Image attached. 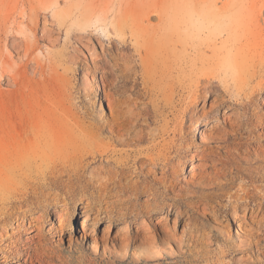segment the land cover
<instances>
[{
	"label": "bare ground",
	"instance_id": "obj_1",
	"mask_svg": "<svg viewBox=\"0 0 264 264\" xmlns=\"http://www.w3.org/2000/svg\"><path fill=\"white\" fill-rule=\"evenodd\" d=\"M37 1L39 6L45 2ZM33 2L0 0V264H56L53 259H60L55 254L66 233L68 250L73 248L75 217L80 221L77 264L88 257L89 264H96L97 255L121 263L131 255L134 263L163 264L191 246L198 251L189 252L202 258L211 244L208 238L199 247V230L191 227L195 214L210 216L212 229L227 243L220 254L233 255L236 264H264V208L258 192L250 202H231L226 212L222 201L235 184L232 169L216 150H200L190 138L170 142V157L155 154L157 109L144 102L153 96L166 105L175 94L187 92L189 102L178 113L195 115L192 133L202 142L230 143L220 148L228 160L233 159L231 150L242 153L244 161L254 158L258 167L251 179L264 181V117H245L252 104L264 108L263 41L187 38L188 26L202 12L215 23L225 18L223 9L190 8L189 21L181 22L180 0H120L116 21L108 20L106 10L98 14L92 7L79 15L89 22L98 14L97 21L102 18L114 32L128 33L127 38H108L105 44L108 28L99 29L103 37L95 38L98 48L81 35L54 51L50 49L57 48L62 31L51 26L48 16L42 15L40 22L39 6ZM159 4L165 5L161 9ZM154 16L160 25L143 24ZM244 16L251 24L252 17ZM207 20L202 22L204 32H224L221 22V27H212ZM65 32L70 35V28ZM40 42L47 49L37 55ZM132 48L133 53H124ZM206 65L213 69L203 71ZM60 69L81 71L76 87ZM61 90L71 99L67 108ZM246 90V101L239 102L237 93ZM76 98L85 103L84 111ZM249 126H259L262 133L245 132ZM144 143L149 145L145 150H115ZM222 177L233 181L222 183ZM176 180L203 186L198 200L185 203L172 197ZM49 213L57 221L53 227L47 222L51 227L45 232ZM54 239L58 244L47 247ZM113 260L108 264H115Z\"/></svg>",
	"mask_w": 264,
	"mask_h": 264
},
{
	"label": "rangeland",
	"instance_id": "obj_2",
	"mask_svg": "<svg viewBox=\"0 0 264 264\" xmlns=\"http://www.w3.org/2000/svg\"><path fill=\"white\" fill-rule=\"evenodd\" d=\"M2 1L10 2L12 0H2ZM181 1H183V2L181 3ZM187 1L188 0H180V5L182 4L180 6V8H182L183 13L181 15V12H180L179 17L182 16L181 18H183V16H185V19H183V20L181 19V22L182 21L187 22L186 20L189 18V17H187V15H188V12L190 11V8L193 9L194 7H196V8L198 7V10H199L201 8L200 5H202L203 6L202 8H204L205 10H207V8H209L211 6L212 8H215V10L223 9V11H225V13H224L225 18L222 20H219V21H215V23H216L215 24L214 22L212 23V21H214V20L207 17L206 13H205V17H204L203 16L204 12H202V11H204V9L201 10V12H202L201 18L202 17H204V18H202V20L200 18V20L197 21L195 24H192V26L191 25L188 26V28H190V29H188L187 33H185V34H188L187 38H190V35H191V37H196V39H203V40H206L205 38H207V40L217 39L220 42L221 40H225V39L234 40V38L240 37V38L250 39V40H254V41H257V40L260 42L263 41V43H264V0H254L255 1L254 4L252 3V0H192L191 2H193V4H191V2H189V1H188L189 3H187ZM32 2H33V0H32ZM35 2H38V1L36 0ZM35 2H33L34 6L37 4L36 8H38V6H39L38 4H41V2L40 3H35ZM119 3H120V0H57L56 2H53L52 0H45V2H42V5L39 6V8L37 9L39 14L41 15L40 16V22L42 21V15L48 16L49 22H51L50 23L51 26L56 28V29L57 28L61 29V31H62L61 32L62 34L59 38V43L57 44V48H53L50 50L55 51L58 48L59 49L63 48L64 45L69 46V44H72V43L74 44L73 38L79 37L81 35H82L81 37L87 36V37L91 38L95 47L98 48L97 41H96L97 36L98 37L101 36L100 38L102 39L103 34H101V35H99V34L102 33L101 30L104 31V29L106 32L107 28H108L107 32H106L107 37L103 38L105 44H107L108 38H110V39L113 38L112 40H115V41L116 40L119 41L122 38H127L128 33L124 34L120 30H117L116 32H114L109 25H107L105 22H103V20L100 21L102 18L99 19V21H97V17H96L99 13L105 12L104 10H106L107 13L105 12V14L108 16V20L113 19L114 21H116V17L120 19L121 16H120V13L118 12ZM149 4H152V3H149ZM188 4L191 7L189 6V8H188ZM196 4H197V6H196ZM164 5H162V6H164ZM243 5L245 8L244 7L241 8V6H243ZM152 6H150L151 9L153 7H156L155 5L153 7ZM162 6L160 7V4H159V8L162 9ZM183 6H185V8ZM91 7H92V10H94L98 14L94 13V11L92 12V14L94 13V15L95 14L96 15L92 18V20H90L91 21V23H90V21L88 22L82 16H80L79 13L83 12L85 10H89V8H91ZM163 9H164V7H163ZM241 9H243L245 12H243ZM101 10H103V11L101 12ZM90 12H91V10H90ZM117 12H118V14H117ZM237 12L240 14L242 12L245 13V14L242 13L243 16L246 15L244 17H247V18H249L248 16L252 17L251 24L249 23L250 20L246 21L247 19H245V21L247 23V25H246L245 21H243L242 14L238 15ZM236 14L239 16V18H237L238 16ZM247 14H248V16H247ZM189 15H190V13H189ZM235 15L237 17H235ZM73 16H75L76 18L71 19V17H73ZM207 18L210 20H207ZM234 18L238 19L239 22L237 20H235V21H237L235 23V21L233 20ZM203 19H205V20H203ZM108 20H107V22H108ZM206 20H207V22H211L209 26L213 25L212 27H215L217 25V23H219L218 24V26L220 25L219 27H221V24H223L222 30H224V32L221 34H218V33H214V34L210 33L209 34L208 32H204L203 27H202V22L204 23ZM223 20L225 21V25H224ZM188 21H189V19H188ZM228 21H230V22H228ZM242 21H243V23H242ZM220 22H221V24H220ZM260 22H261L260 25L259 24L255 25V23H260ZM158 23L160 25V21L158 20V18L156 19V16H154L148 20L143 21V24L146 26L148 25V27H150V28L151 27H157ZM199 25H200V27H199ZM245 25L247 27H248V25H250L248 28H251V29L248 31L247 30L248 28ZM261 25H263V26H261ZM254 26H256L255 29L253 28ZM67 28H70V35H68V36L66 35V32H65ZM244 28L246 29L245 31H244ZM99 29H101V30H99ZM183 29H181V30H183ZM256 29L258 32L256 31ZM185 30L186 29H184V31ZM241 30H242V32H241ZM184 31L181 32V37L186 38V36H184L185 34L183 35ZM105 32H103L104 35H105ZM251 32H252L253 36L256 33H258V35L256 34L257 39L253 38L252 36L249 38V36L251 35ZM253 32L255 34H253ZM236 33H238L239 35ZM259 33H261V34H259ZM260 35H261V37H259ZM46 45H47L46 43L44 45V44H42V42H40L38 49L35 52V54L38 55V53H41L42 51L46 52V49H47V48H45ZM81 50H83L86 53V51L84 49H81ZM133 52H134L133 48L131 50L130 49L124 50V53H127V54L133 53ZM207 54L210 55V53H207ZM212 69H213V67L209 66V65H206L203 67V71H208V70L211 71ZM60 72L65 74V76L69 80V82L71 80L72 83L71 82L70 83L72 84L73 87L77 86V84H78L77 82L81 77V71L80 70H78L74 73L72 72L73 74L69 71L65 72V71H63V69H60ZM230 74L231 73L229 72L227 74V76H229ZM263 81H264V78H263ZM255 84L256 83L254 82L252 85H255ZM70 87L71 86H69V88ZM65 89H66V87H65ZM247 93H249V90L239 91L237 93L236 96L239 99V102L243 103L246 101ZM77 96L78 95H76V97ZM189 96L190 95L187 92L177 93L174 95V97L170 101H168V103L166 105H164L163 102H161L160 100H157L153 96H147L146 98H144V102L149 103L150 108L153 107V108L157 109V115H156V118L154 119L153 126L156 129L160 130V134L158 135V137L156 138V140L154 142L155 149H156L155 154L160 153V154L164 155L163 158L170 157L169 153H168V146H169L170 142H173V141L179 142V140L181 138H186V139L190 138V140L193 141V144L196 147H198L200 150H202V149L216 150L219 153L218 154L219 157L222 158L221 160H222L223 165H226L227 168H231L232 169L231 172L234 173L233 178H234L235 184L232 188L227 190L228 192H226V195L222 201V203L226 206V212H229L231 210V202H235L236 200L240 201V202H244V203L250 202V200L252 198V194H254L256 192H258V196H260V198L262 199L263 208H264V181H261V180L259 181L257 179H251L252 176L255 175L254 170H256V168L258 167V163H254L255 160L252 157L251 158L249 157L248 161L247 160L244 161L243 159H241V156H240L243 154L242 153L240 154V152H238L237 150H231L232 154H233V159L228 160L225 156V153H224L225 149H222L223 150L222 151L220 148L225 146V145H229L230 143L221 144L222 145L221 146L220 144H216L213 142L207 143V142L200 141V138L198 136H195L192 133L193 125H192L190 120H192V116H193V118H195V115H193V113H188L186 116L182 117L178 113V110L180 109V107L186 106L187 103L189 102V99H190ZM96 97L98 98V102H97V105H98L100 103V98L97 95H96ZM60 99L63 101V107L67 108L70 105L71 99L68 98L67 92L65 90L62 91V96H60ZM75 101H76L77 105L81 108V111H84L82 104H85V103L82 102V104H81L80 101H82V100L78 99V98H76ZM163 105H164V107H162ZM105 113H106L105 114L106 117L108 116L107 119L112 120V117H110L107 110H105ZM245 117L249 118L251 121H254L256 119H260L261 117H264V108H261L260 106L257 107L255 104H252L249 107V109L247 110V112L245 113ZM203 122H205V121L203 120ZM161 130H163V131H161ZM244 130H245V132L253 130L254 134L259 133V135L262 133L259 126L255 129L249 126L247 128V130L246 129H244ZM148 146L149 145L146 143L140 144L136 147H134V146H131V147L116 146L117 148L115 147V150L120 151V152H125V151L134 152L136 150H145V149H147ZM188 170L189 169L187 168L186 171L188 172ZM221 181H222V183H227V181L229 183L230 181H233V180H231V179L228 180L227 177L226 178L222 177ZM197 187H198V189H197ZM199 187L204 188L203 186H194L192 184H189L185 180L184 181L183 180H176L172 183L171 196L175 197L176 199H180L183 202L186 201L187 203H194L201 196V193H200L201 191L199 190L200 189ZM198 195H200V196H198ZM250 206L252 207L253 203H250ZM96 207H97V205H96ZM52 210L53 209L51 208L49 210V212ZM94 211L96 212V210H94ZM78 213H80V211ZM35 215L36 216L41 215V212H38ZM56 221L57 220H56L55 215L52 213L51 214L49 213L48 217L45 218L44 223H43L44 224L43 225L44 231L46 232L48 230V227H51V226L53 227V225H56ZM192 221L193 222H192L191 227L194 229L195 228L198 229L199 233H200V240L201 241L199 243V247H201L202 245H205L207 239L210 238L209 242H210L211 246H209V248H204L206 250L208 249V251L210 250L209 254H206V255L204 254V257L197 259L196 257H198V256H196L195 253L189 252L190 250L195 251L196 248H194V246L185 247L184 252L178 251L177 257L167 258L166 260L163 261V264H172L174 261H178L177 264H194V263H197V264H236V262L233 260L234 259L233 255L227 256V255L220 254L221 251H227V249H228L227 243L224 240H222V236H220V234L218 232H216L215 230L212 229L210 216L203 217L199 214H195L194 216H192ZM47 222H48V224L49 223H53V224L51 226H48ZM71 222H72L71 224L73 225V232L71 233L73 236V242H74L73 248H72V250H68L69 249L68 248V235H67L68 233H66L65 235H63L62 240L59 242L60 248H58V251L56 252L57 254H55V255H59L60 259H57V258L53 259V261L55 260L54 262L56 264H60L59 261H61L62 264H65V263L66 264H77L76 258L79 255H78V253H76L75 247H77L78 242H79L78 231L80 230V221H79V219H76V217H75L74 219L71 220ZM229 222L232 223L233 219L229 218ZM194 229H192V231H194ZM235 229H236V227L233 224V233L235 232ZM193 234L195 235V233H193ZM48 244L49 245L51 244V245L49 246ZM57 244L58 243H57L56 239H54L51 242L47 243L46 246L47 247H54ZM199 249L202 250L203 248H199ZM196 250L198 251V249H196ZM89 256H90V258H94V257H92V255H89ZM110 259L113 260V258H111L110 256L107 258L106 257L103 258L102 255H97L95 262H96V264H108V261ZM113 261H115V264H138V263H134L132 261L131 255L123 263H121L120 261H117L115 259ZM89 262H90V260L88 257L85 259V264H89ZM143 263L144 262L142 261L141 264H143ZM154 263L155 262H151V264H154Z\"/></svg>",
	"mask_w": 264,
	"mask_h": 264
}]
</instances>
